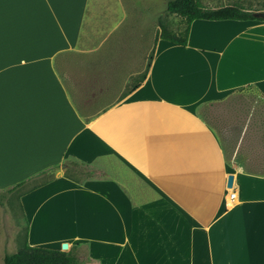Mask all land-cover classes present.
Returning <instances> with one entry per match:
<instances>
[{
  "label": "crops",
  "instance_id": "0c3cea01",
  "mask_svg": "<svg viewBox=\"0 0 264 264\" xmlns=\"http://www.w3.org/2000/svg\"><path fill=\"white\" fill-rule=\"evenodd\" d=\"M89 3L0 0V190L63 169L20 199L29 245L83 248L82 264H264V169L229 161L197 111L245 88L264 97V21L197 19L185 46L155 37L143 82L87 120L56 64ZM119 53L103 70L134 68ZM112 157L139 180L66 175L67 161Z\"/></svg>",
  "mask_w": 264,
  "mask_h": 264
},
{
  "label": "rangeland",
  "instance_id": "374dc122",
  "mask_svg": "<svg viewBox=\"0 0 264 264\" xmlns=\"http://www.w3.org/2000/svg\"><path fill=\"white\" fill-rule=\"evenodd\" d=\"M168 1L90 0L78 48L56 64L76 109L87 120L114 105L141 80L162 25L175 34L183 31L182 18L168 11ZM201 1L206 6V2ZM250 4L256 6L257 2ZM141 33L147 38L139 40ZM120 51L134 54L131 56L134 68L103 70L106 61L109 64V60H113L116 64L117 60L125 59V54L120 56ZM197 111L214 129L229 161L238 164L242 161L264 169V97L251 87L245 88L225 99L202 103ZM62 170L61 167L50 170L29 182L24 189L54 179ZM69 172L72 179L80 183L113 178L123 185H130L139 180L114 157L92 165L80 162ZM5 190H0V264H5V255L22 247L27 225L18 194H5ZM69 253L78 264H82L87 255L85 249L77 246Z\"/></svg>",
  "mask_w": 264,
  "mask_h": 264
},
{
  "label": "trees",
  "instance_id": "16d2710c",
  "mask_svg": "<svg viewBox=\"0 0 264 264\" xmlns=\"http://www.w3.org/2000/svg\"><path fill=\"white\" fill-rule=\"evenodd\" d=\"M257 2L254 6L251 2ZM167 9L171 14H175L182 18L185 28L182 32L175 34L162 25L161 32L157 38L165 39L180 45H187L189 31L191 23L197 19L222 21V20H237V21H248L258 20L264 21L263 18L256 16L259 11H264V0H228L226 4H223L216 8H210L205 6L201 0H169ZM154 51V50H153ZM150 56L147 70L143 74L141 80L130 90L136 89L146 78L148 70L151 66L154 52ZM79 165L76 161H67L66 175L72 178L70 174L71 169H76ZM56 168H52L54 170ZM48 171L39 173L36 177H32L28 180L22 181L13 187L5 190L3 193L12 194L17 193L19 200L21 197L32 190H35L42 184L49 182L43 181L40 184H35L31 188L24 189L29 182H32L35 178L46 175ZM5 264H78L75 257L69 253V251H59L47 248L32 247L28 243V225H26L24 241L22 247L15 253L5 255Z\"/></svg>",
  "mask_w": 264,
  "mask_h": 264
},
{
  "label": "water",
  "instance_id": "95a60500",
  "mask_svg": "<svg viewBox=\"0 0 264 264\" xmlns=\"http://www.w3.org/2000/svg\"><path fill=\"white\" fill-rule=\"evenodd\" d=\"M256 16L264 19V11L257 12ZM233 185H234V175H230L228 178L227 186H228V188H233ZM68 249H69V244L63 243V245H62L63 252L68 250Z\"/></svg>",
  "mask_w": 264,
  "mask_h": 264
},
{
  "label": "built area",
  "instance_id": "2783aa9c",
  "mask_svg": "<svg viewBox=\"0 0 264 264\" xmlns=\"http://www.w3.org/2000/svg\"><path fill=\"white\" fill-rule=\"evenodd\" d=\"M235 196V193H232V197H234Z\"/></svg>",
  "mask_w": 264,
  "mask_h": 264
}]
</instances>
